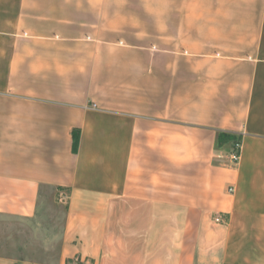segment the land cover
Wrapping results in <instances>:
<instances>
[{
	"label": "crops",
	"instance_id": "1",
	"mask_svg": "<svg viewBox=\"0 0 264 264\" xmlns=\"http://www.w3.org/2000/svg\"><path fill=\"white\" fill-rule=\"evenodd\" d=\"M47 190L59 258L0 264H264V0H0V219Z\"/></svg>",
	"mask_w": 264,
	"mask_h": 264
},
{
	"label": "rangeland",
	"instance_id": "2",
	"mask_svg": "<svg viewBox=\"0 0 264 264\" xmlns=\"http://www.w3.org/2000/svg\"><path fill=\"white\" fill-rule=\"evenodd\" d=\"M66 194L47 190L33 219H0V254L55 262L61 253Z\"/></svg>",
	"mask_w": 264,
	"mask_h": 264
},
{
	"label": "built area",
	"instance_id": "3",
	"mask_svg": "<svg viewBox=\"0 0 264 264\" xmlns=\"http://www.w3.org/2000/svg\"><path fill=\"white\" fill-rule=\"evenodd\" d=\"M241 153H242V142L235 141L233 148L229 154V164L228 165L230 167H236L239 164ZM217 221H220V219H217Z\"/></svg>",
	"mask_w": 264,
	"mask_h": 264
},
{
	"label": "trees",
	"instance_id": "4",
	"mask_svg": "<svg viewBox=\"0 0 264 264\" xmlns=\"http://www.w3.org/2000/svg\"><path fill=\"white\" fill-rule=\"evenodd\" d=\"M231 137L227 136L226 134L222 133L220 135V143H223L225 140L230 139ZM78 141H79V135L78 133H75L74 135V150H77L78 147ZM236 141V140H235ZM67 264H82L80 262V259H73V260H68Z\"/></svg>",
	"mask_w": 264,
	"mask_h": 264
}]
</instances>
